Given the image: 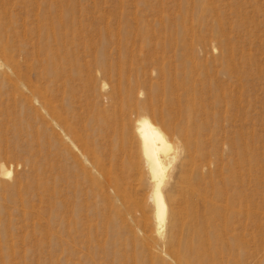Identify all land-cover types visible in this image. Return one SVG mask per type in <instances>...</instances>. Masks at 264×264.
Masks as SVG:
<instances>
[{
  "label": "rangeland",
  "instance_id": "1",
  "mask_svg": "<svg viewBox=\"0 0 264 264\" xmlns=\"http://www.w3.org/2000/svg\"><path fill=\"white\" fill-rule=\"evenodd\" d=\"M3 2L1 35L21 68L0 85V165L11 170L0 172V264H149L128 243L133 224L114 199L120 186L137 184L135 171L108 151L117 152L120 125L123 138L133 131L134 116H119L127 103L157 122L161 108H145L144 96L167 102L175 128L179 93L199 103L220 203L237 159L225 137L242 128L251 216L230 246L231 263L264 264V0ZM26 78L66 126L22 87Z\"/></svg>",
  "mask_w": 264,
  "mask_h": 264
},
{
  "label": "bare ground",
  "instance_id": "2",
  "mask_svg": "<svg viewBox=\"0 0 264 264\" xmlns=\"http://www.w3.org/2000/svg\"><path fill=\"white\" fill-rule=\"evenodd\" d=\"M6 14L4 2L0 0V70L3 72L0 74V85L4 81L3 76L6 72L20 75L21 68L6 47L11 43V39L1 35L6 27ZM21 19L22 17L20 21ZM22 34L24 36V31ZM31 82L26 78L25 81H21V85L29 89L33 96L40 97L43 100L44 110L46 109L52 118L59 119L66 126V122L60 118L57 107L51 100L42 96L43 92L41 95L39 88L36 89L38 86L33 88ZM186 90L192 94L196 93L194 89ZM144 92L139 95L144 96ZM53 94L55 95L54 92ZM144 97V103L147 104L145 108L151 109L155 106L161 108L158 123L151 121L146 115H141L136 108H132L127 103L126 111L120 110L119 116L127 115L131 118L134 116L133 131H128V135L123 138V125H120L122 136L119 147L115 150L117 152L113 155V149L108 151V155L115 162L124 163L128 170L135 171L137 184L120 186L118 193L114 195L115 201L121 206L125 222L130 221L133 224V229L128 230V243L134 249L141 250L149 264H232L230 246L234 243L237 234L243 233L245 220H250L251 216L248 195L244 190V171H242L246 160H243L245 148L242 144L243 133L240 131L242 128L225 137L229 151H237L235 153L237 159L232 162V169L227 167L230 186H226L225 189L230 194L220 203L216 196L218 186H213L210 180L211 164L207 163L209 155L204 151L206 142L203 139L202 127L196 122L199 103L185 94L176 95L173 101L177 104L179 112L175 114L178 123L173 128L168 120L170 114L165 113L161 107L162 105L165 107L167 102ZM224 99H226L225 105L236 111L239 110V105L232 100V96L226 95ZM160 123L167 132L179 134L178 142L166 135ZM75 139L85 147L79 137ZM94 166L89 167L96 169V172L101 171V164ZM0 172L5 176L11 174V170L6 169L4 164L0 165ZM231 183L235 185L231 186ZM183 184L186 186H182Z\"/></svg>",
  "mask_w": 264,
  "mask_h": 264
}]
</instances>
